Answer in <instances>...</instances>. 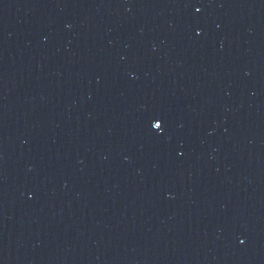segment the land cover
<instances>
[{
    "label": "water",
    "instance_id": "1",
    "mask_svg": "<svg viewBox=\"0 0 264 264\" xmlns=\"http://www.w3.org/2000/svg\"><path fill=\"white\" fill-rule=\"evenodd\" d=\"M0 264H264V0H0Z\"/></svg>",
    "mask_w": 264,
    "mask_h": 264
}]
</instances>
